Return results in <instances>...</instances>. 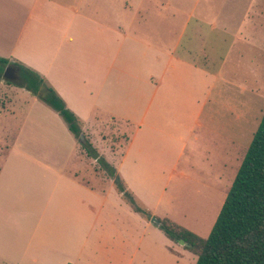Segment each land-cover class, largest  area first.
<instances>
[{"label": "crops", "instance_id": "crops-1", "mask_svg": "<svg viewBox=\"0 0 264 264\" xmlns=\"http://www.w3.org/2000/svg\"><path fill=\"white\" fill-rule=\"evenodd\" d=\"M199 2L192 1L194 10ZM176 4L0 0V58L11 64L7 69L21 65L37 72L78 119L92 123L91 128L101 129L106 115L135 128L115 170L126 191L137 197V182L178 174L189 145L196 144L194 130L201 127L211 80L218 77L179 54L194 10L186 14ZM145 14L151 21L139 26V16ZM176 22L181 25L174 26ZM31 130L28 138L24 128L7 134L16 140L6 152L0 178L12 159L19 161L16 169L37 172L38 178L30 201L5 199L4 190L0 191V262L81 264L97 245L93 251L98 255L102 251L108 264H120L122 258L131 264L137 250L133 252L127 241L116 252L115 242L122 236L106 224V205L115 181L109 180L104 189L100 173V178L90 179L81 174L85 168L69 170L68 163L56 167L42 155L47 150L42 141L36 147L39 152L23 145L15 148L20 139L34 140Z\"/></svg>", "mask_w": 264, "mask_h": 264}, {"label": "rangeland", "instance_id": "rangeland-1", "mask_svg": "<svg viewBox=\"0 0 264 264\" xmlns=\"http://www.w3.org/2000/svg\"><path fill=\"white\" fill-rule=\"evenodd\" d=\"M192 1L195 4L196 0H162L173 6L178 2L186 14H192L191 10H194ZM192 15L179 54L218 77L211 80L213 87L202 113L201 127L194 130L196 144L189 145L180 161L178 174L148 177L145 183L137 182L136 191L140 197L132 191L126 196L116 183L113 185L106 205V224L112 233L116 231L122 236L115 242L116 252L119 244L124 249L127 241L132 243L133 252L137 250L131 264L197 263L198 257L185 248L183 240L177 243L165 236L159 228V220L166 218L174 225L207 237L264 115V0H201ZM150 21L147 14L139 16V26H146ZM177 22L174 26L181 25ZM214 24L216 28L212 29ZM140 34L144 36L146 32L143 30ZM169 36L172 41V35ZM18 81L5 74L0 78V169L16 140L13 135H7L8 131L24 128L28 138V130L32 129L29 134H34V143L20 139L15 148L23 145L39 152L36 147L42 141L47 147L42 155L56 167L68 163L69 170L85 168L87 171L81 174L84 178L89 175L90 179L100 178L101 174L102 187L107 189L113 178L101 162L82 148V144L89 141L115 169L135 128L107 115L101 129L91 128L92 123H85L79 117L77 124L82 134L77 138L60 113L20 86ZM73 143L79 147L72 149ZM16 162L19 161L12 159L7 164L8 170L0 178V191L4 190L5 199L30 201L35 194L37 172L18 170ZM131 198L145 213L135 209ZM127 208L132 216L127 213ZM111 221H119V224L112 225ZM93 248L97 250L98 246L90 248L87 261L81 264H108L103 252L98 255ZM120 264H127V260L122 258Z\"/></svg>", "mask_w": 264, "mask_h": 264}, {"label": "trees", "instance_id": "trees-1", "mask_svg": "<svg viewBox=\"0 0 264 264\" xmlns=\"http://www.w3.org/2000/svg\"><path fill=\"white\" fill-rule=\"evenodd\" d=\"M8 66L9 61L0 58V78ZM19 69L17 83L60 113L79 138L82 134L79 119L64 100L37 72L21 65ZM82 148L101 162L121 192L129 195L116 170L89 141ZM131 199L135 209L145 213ZM159 221V228L169 240L186 243L185 248L198 257L196 264H264V115L210 234L203 238L166 218Z\"/></svg>", "mask_w": 264, "mask_h": 264}, {"label": "flooded vegetation", "instance_id": "flooded-vegetation-1", "mask_svg": "<svg viewBox=\"0 0 264 264\" xmlns=\"http://www.w3.org/2000/svg\"><path fill=\"white\" fill-rule=\"evenodd\" d=\"M4 74L7 77L19 78L20 69L16 67H10L4 72Z\"/></svg>", "mask_w": 264, "mask_h": 264}, {"label": "bare ground", "instance_id": "bare-ground-1", "mask_svg": "<svg viewBox=\"0 0 264 264\" xmlns=\"http://www.w3.org/2000/svg\"><path fill=\"white\" fill-rule=\"evenodd\" d=\"M208 193V192H207ZM205 195H206V193H204ZM207 196V195H206ZM197 198V197H196ZM210 198H211V196H210ZM205 201V200H204ZM214 201V200H213ZM174 205V204H173ZM218 205V204H217ZM174 206H176V205H174ZM199 208H200V206H199ZM198 208V209H199ZM211 209V208H210ZM199 212V211H198ZM184 215V214H183ZM187 215V214H186ZM212 216V215H211ZM214 218V217H213ZM192 219V218H191ZM208 219V218H207ZM208 221V220H207ZM205 224H207V223H205ZM194 225V224H193ZM191 226V225H190ZM205 226V225H204ZM207 231V230H206Z\"/></svg>", "mask_w": 264, "mask_h": 264}, {"label": "water", "instance_id": "water-1", "mask_svg": "<svg viewBox=\"0 0 264 264\" xmlns=\"http://www.w3.org/2000/svg\"><path fill=\"white\" fill-rule=\"evenodd\" d=\"M6 76V75H5ZM81 140H82V142L84 141V137L82 136L81 137ZM154 221H156V219H154ZM159 225H160V223H158ZM182 243L184 244V245H186V243L184 242V241H182Z\"/></svg>", "mask_w": 264, "mask_h": 264}]
</instances>
